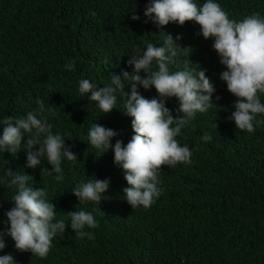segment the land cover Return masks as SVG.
I'll return each mask as SVG.
<instances>
[{
	"label": "trees",
	"instance_id": "1",
	"mask_svg": "<svg viewBox=\"0 0 264 264\" xmlns=\"http://www.w3.org/2000/svg\"><path fill=\"white\" fill-rule=\"evenodd\" d=\"M149 2L0 0V121L39 113L36 101L42 100L44 110L38 118H46L79 157L75 163L63 159L64 180L58 182L46 160L35 168L27 166L26 148L15 155L0 152V176L7 167L32 176L33 187L48 188L56 218L69 221L64 234L53 239L46 258L18 250L8 235L0 255H13L18 264H264V125L254 133L236 127L229 117L237 97L220 78L227 69L212 47L213 39H205L194 21L158 27L144 15ZM196 2L202 5L206 0ZM216 2L230 19L240 21L256 12L264 17V0ZM133 11L139 20L132 19ZM161 32L179 35L177 43L191 47L187 55L181 52L175 58L170 70H182L186 61L198 70L203 67L216 92L212 107L197 113L177 137L193 150L191 164L162 166L161 196L151 207L134 209L124 198L123 189L129 185L125 171L114 162V152L102 153L88 143V130L95 122L118 133L113 145L117 139L125 145L131 140L132 118L123 111L124 98H118L110 113H101L88 98L90 93L81 96L78 87L81 79L104 87L113 74L131 72V55L142 53L148 43L162 46ZM69 62H74V70L65 67ZM125 84L130 92L131 85ZM139 91L149 99L159 95L155 87L140 86ZM166 106L174 116L183 115L176 112L177 98H169ZM204 133L212 140L203 141ZM27 139L25 135L22 144ZM93 176L110 178L108 190L100 204L79 203L72 190ZM13 194L14 189L0 183V232L8 227L6 211L14 206ZM76 210L93 212L99 227L85 230L94 239L76 237L67 213Z\"/></svg>",
	"mask_w": 264,
	"mask_h": 264
},
{
	"label": "clouds",
	"instance_id": "2",
	"mask_svg": "<svg viewBox=\"0 0 264 264\" xmlns=\"http://www.w3.org/2000/svg\"><path fill=\"white\" fill-rule=\"evenodd\" d=\"M144 15L163 28L170 22L184 25L194 21L200 26V33L205 39L212 38V47L226 66L220 78L226 82L227 89L237 97L234 111L229 117L239 130L254 133L259 125H264V17L259 12L248 15L240 21L230 19L221 4L216 0H206L199 5L196 0H150ZM133 20L140 16L133 11ZM148 23V20L144 21ZM164 35L162 46L148 43L142 53L137 50L127 61L134 66L131 72L123 70L121 74H113L110 83L99 87L89 79L79 81L78 91L81 96L88 97L98 105L101 113H110L116 107L118 98H124V112L132 118L134 135L125 145L112 138L118 133L99 123H93L88 130V143L103 152L111 149L114 162L125 171L128 187L123 189L127 202L135 209L143 206L151 207L161 196L163 189L159 186L162 166L175 167L178 163L191 164L193 150L181 145L177 137L197 113L207 112L213 105V94L216 92L212 79L206 75L207 69L198 70L190 67L186 61L182 70H170L175 58L183 52L188 54L191 47H181L177 41L181 36L161 32ZM192 53V52H191ZM74 70V62L65 65ZM146 73V76L141 75ZM127 82L131 91H125ZM155 87L158 97L146 98L139 91ZM178 99L177 113L166 106L169 98ZM220 99L216 96V100ZM39 113L44 110L42 100H37ZM38 112L29 111L26 116L16 118L5 117L0 121L3 134L0 136V152L15 155L22 147L27 149V166L35 168L46 160L52 165L49 172L55 173L56 181L64 180L63 159L73 163L79 157L72 149L74 145L66 144L65 137L53 132V125L48 120L38 118ZM25 135L28 139L22 144ZM201 139L212 140L209 133ZM39 146L38 148L36 146ZM44 169L42 170V172ZM33 177L25 172L13 171L7 167L0 183L14 194L10 201L14 206L6 211L8 227L0 232V250L6 247L4 236L15 241L20 251H30L32 255L46 258L53 247V239L63 235L68 222L57 219V206L54 199H49L46 186L33 187L29 182ZM110 186V178L96 179L94 176L80 183L72 190L79 203L101 202L103 194ZM103 210V209H102ZM71 228L79 239L94 235L86 228L95 229L99 223L93 212L76 210L67 212ZM0 264H18L13 255H0Z\"/></svg>",
	"mask_w": 264,
	"mask_h": 264
}]
</instances>
